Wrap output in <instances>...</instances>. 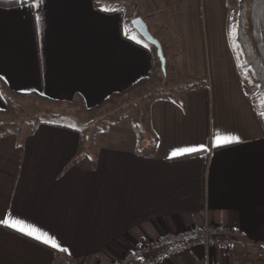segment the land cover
I'll use <instances>...</instances> for the list:
<instances>
[{
  "label": "crops",
  "instance_id": "0c3cea01",
  "mask_svg": "<svg viewBox=\"0 0 264 264\" xmlns=\"http://www.w3.org/2000/svg\"><path fill=\"white\" fill-rule=\"evenodd\" d=\"M22 1L0 5V112L13 96L90 112L158 76L156 51L124 36L135 15L169 11L183 77L207 84L145 102L148 143L134 122L111 144L53 122L0 134V264H118L192 225L238 234L159 264H264V127L228 48V0H137L143 14L97 0ZM182 149L195 151L173 156Z\"/></svg>",
  "mask_w": 264,
  "mask_h": 264
},
{
  "label": "rangeland",
  "instance_id": "374dc122",
  "mask_svg": "<svg viewBox=\"0 0 264 264\" xmlns=\"http://www.w3.org/2000/svg\"><path fill=\"white\" fill-rule=\"evenodd\" d=\"M102 1L104 0H97L98 7L102 10L114 11L120 9L126 14L130 7L131 10L136 8L140 14H143V11L141 12L139 9L142 2L139 3L137 0H129V3L126 0L124 4H109ZM238 1L228 0L231 19H233V14L237 10ZM141 16L144 18L140 17L145 22L149 33L159 41L162 48L165 60L164 70L161 69L159 59L158 62L156 58L154 59L155 67H158V76L154 75L148 82L134 87L124 94L112 97L106 103L90 112L74 105L60 106L56 103L47 102L40 96L10 97L5 103L4 110L0 112V134L16 129L19 130L20 134H24L26 131L31 130L33 125L42 122H53L78 130L83 137H89L92 144H111L113 140L119 142L131 137L134 133L132 127V122H134L139 128L136 133L139 139L142 138L141 143H148L147 138L143 140L144 129L142 124L145 116L142 105L160 96L177 98L181 89L203 88L206 87L207 82L202 79L200 81L187 80L183 77L181 62L177 58V46L170 38L171 34L168 26L169 11H165L160 15H152L151 17L145 16V14ZM133 18L134 16L131 17V20ZM123 33L129 40L143 44L155 53V48L146 43L133 30L127 20L123 22ZM226 35L231 55L233 50H235L236 58L240 62L242 58L238 53V46L235 44L233 30ZM239 68L244 88L251 97L252 103L257 104L255 96L257 88L254 84H251L250 75L245 72L248 70L245 68L246 70L244 71L241 64ZM257 111L263 115L264 107L257 104ZM139 149H141L140 146Z\"/></svg>",
  "mask_w": 264,
  "mask_h": 264
},
{
  "label": "trees",
  "instance_id": "16d2710c",
  "mask_svg": "<svg viewBox=\"0 0 264 264\" xmlns=\"http://www.w3.org/2000/svg\"><path fill=\"white\" fill-rule=\"evenodd\" d=\"M21 3H23L22 0H0L1 6H14ZM237 5L233 19L229 15L226 20V32L230 34L233 30L235 44L242 58L238 62L233 50V59L239 75L240 64L244 71L248 70L245 72L249 73L251 84L257 88L256 102L264 107V0H239ZM248 98L251 100L249 95ZM257 104H254L256 110ZM258 117L264 127V114L258 112Z\"/></svg>",
  "mask_w": 264,
  "mask_h": 264
},
{
  "label": "built area",
  "instance_id": "2783aa9c",
  "mask_svg": "<svg viewBox=\"0 0 264 264\" xmlns=\"http://www.w3.org/2000/svg\"><path fill=\"white\" fill-rule=\"evenodd\" d=\"M237 234L227 227L192 225L185 231L167 233L126 253L118 264H159L197 247L226 248Z\"/></svg>",
  "mask_w": 264,
  "mask_h": 264
},
{
  "label": "snow or ice",
  "instance_id": "6c2138e0",
  "mask_svg": "<svg viewBox=\"0 0 264 264\" xmlns=\"http://www.w3.org/2000/svg\"><path fill=\"white\" fill-rule=\"evenodd\" d=\"M40 0H36V3L33 4V7H36L38 6ZM233 140H235L234 137H229V138H224L223 141H219L218 140V143H222V144H229V143H232ZM192 151H195L194 149H182V150H179L177 152H174L173 153V156H178L182 153H185V152H192ZM2 223L5 225V226H8V227H11V228H16L18 231H21V232H24L26 235H29V236H33L35 239H37L38 241H41L45 244H50L52 247H58L54 241H50L48 237L44 236L43 234H40V235H37L36 234V231L35 229H25L21 226H19V222L16 221V222H13V221H9L7 219H4L2 221ZM63 250V249H62ZM66 251V250H65Z\"/></svg>",
  "mask_w": 264,
  "mask_h": 264
},
{
  "label": "water",
  "instance_id": "95a60500",
  "mask_svg": "<svg viewBox=\"0 0 264 264\" xmlns=\"http://www.w3.org/2000/svg\"><path fill=\"white\" fill-rule=\"evenodd\" d=\"M130 24L143 39L146 43L149 45L153 46L156 50V55L159 59L161 69L164 70L165 66V60L162 52L161 45L158 40H156L148 31V28L145 24V22L140 18V17H134L131 21Z\"/></svg>",
  "mask_w": 264,
  "mask_h": 264
}]
</instances>
